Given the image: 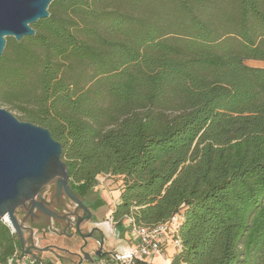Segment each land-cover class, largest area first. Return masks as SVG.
Returning a JSON list of instances; mask_svg holds the SVG:
<instances>
[{"label": "trees", "instance_id": "obj_1", "mask_svg": "<svg viewBox=\"0 0 264 264\" xmlns=\"http://www.w3.org/2000/svg\"><path fill=\"white\" fill-rule=\"evenodd\" d=\"M49 11L34 35L7 37L0 106L51 130L73 191L122 177L110 214L122 238L129 219L178 216L172 264H264V66L247 63L264 61V0H53ZM17 249L0 221V264Z\"/></svg>", "mask_w": 264, "mask_h": 264}, {"label": "water", "instance_id": "obj_2", "mask_svg": "<svg viewBox=\"0 0 264 264\" xmlns=\"http://www.w3.org/2000/svg\"><path fill=\"white\" fill-rule=\"evenodd\" d=\"M52 1L0 0V55L3 54L8 36L21 40L24 36L36 33L32 24L50 16L49 5ZM62 151V143L53 137L48 127L21 120L0 106V221L5 218L11 221L21 248L26 253L31 252V247H26L17 208L30 201L32 214H35L36 207L50 217H59L44 201L38 199L41 188L50 180L57 179V195L64 190L75 202L87 208L70 188V175ZM77 229L81 233L79 226ZM91 234L81 236L86 238ZM32 248L48 249L35 245ZM82 254L85 259L92 261L89 252L82 251ZM97 254L101 256V249Z\"/></svg>", "mask_w": 264, "mask_h": 264}, {"label": "flooded vegetation", "instance_id": "obj_3", "mask_svg": "<svg viewBox=\"0 0 264 264\" xmlns=\"http://www.w3.org/2000/svg\"><path fill=\"white\" fill-rule=\"evenodd\" d=\"M56 184V178L45 184L41 188L40 197H38V199L44 201L50 209L59 215V217H50L37 210L36 207L34 208L35 214H32L30 212V201H27L25 204L20 205L17 208V217L19 218V221L23 227V232L26 239V247H31V252L29 253L42 260V258L39 256V253L45 250L34 249L32 248V245H35L39 248L48 247L49 250L50 248L60 249L55 244H42V238H46V235L71 236L76 233L80 235H87L91 232L92 234L90 237H95L96 244L93 251L86 252L90 253L92 261L83 257V250H80L79 254H74L78 258V264H83L85 262H89L90 264L93 262L96 263L94 258L95 255L102 258L107 256V251L104 244L106 235L101 227V224L104 220L97 219L95 217V210L100 206H96L95 201L89 200L87 198L88 194L83 195L80 192L73 191L72 189V192L84 203L87 208L75 202L65 193L64 190H62L60 194L57 195ZM88 215L90 216L88 217ZM78 226L81 230V233L77 229ZM85 246L86 243L82 246V248ZM99 249H101V256L97 254Z\"/></svg>", "mask_w": 264, "mask_h": 264}, {"label": "built area", "instance_id": "obj_4", "mask_svg": "<svg viewBox=\"0 0 264 264\" xmlns=\"http://www.w3.org/2000/svg\"><path fill=\"white\" fill-rule=\"evenodd\" d=\"M98 184H99V176ZM116 204V202H115ZM111 214V213H110ZM11 231L15 233L11 221L7 218L3 219ZM180 219L174 216L172 220L167 223H161L155 226L137 225L129 219L126 224L130 225V230L126 232L125 237H121L119 232L115 229L113 219L110 215L102 222L104 225L111 227V231L121 242L128 238L127 244H121L112 247L110 250L106 249L107 256L100 259L98 264H136L138 260L151 262L152 259L160 254H164L165 246L171 245L174 252L181 248L182 243L178 235ZM39 260V261H38ZM44 264L42 260L26 253L23 250L17 249L7 260L6 264ZM97 264V263H92ZM184 264V263H182Z\"/></svg>", "mask_w": 264, "mask_h": 264}, {"label": "rangeland", "instance_id": "obj_5", "mask_svg": "<svg viewBox=\"0 0 264 264\" xmlns=\"http://www.w3.org/2000/svg\"><path fill=\"white\" fill-rule=\"evenodd\" d=\"M247 63L252 66H264V61L259 60H247ZM10 111L16 116H19L18 112L12 110ZM99 181V184L95 186L93 192L88 194L87 198L91 201H96L99 198L105 200V203L95 210V217L97 219L105 220L108 215H110L112 209L115 206L118 190L122 187L123 180L120 176H114L105 173L99 176ZM101 227L106 235L104 244L107 250H110L114 246L127 244L129 242L128 238L120 242L118 238L112 233L111 227L108 228L106 224L104 225L102 223ZM45 237L46 238H42V244H55L60 249L50 248V250L48 249L43 252L41 251L39 256L42 258L44 264H48L49 262H52V264H78V258L74 253L79 254L80 250L93 251L96 244L95 237H87L84 239L80 234L77 233L71 236L46 235ZM85 243L86 246L82 248ZM94 258L98 264L100 263V259L102 257L95 255Z\"/></svg>", "mask_w": 264, "mask_h": 264}, {"label": "crops", "instance_id": "obj_6", "mask_svg": "<svg viewBox=\"0 0 264 264\" xmlns=\"http://www.w3.org/2000/svg\"><path fill=\"white\" fill-rule=\"evenodd\" d=\"M120 193H121V189L118 190V195L116 199L117 201H119ZM175 253L176 252H174V248L170 244L166 245L164 254L155 256L150 263L151 264H172V259ZM83 264H90V263L85 262Z\"/></svg>", "mask_w": 264, "mask_h": 264}]
</instances>
